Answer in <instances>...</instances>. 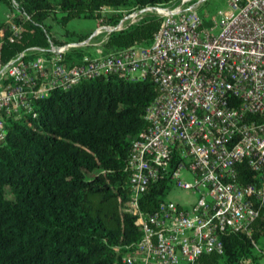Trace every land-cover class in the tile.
<instances>
[{
  "label": "built area",
  "instance_id": "1",
  "mask_svg": "<svg viewBox=\"0 0 264 264\" xmlns=\"http://www.w3.org/2000/svg\"><path fill=\"white\" fill-rule=\"evenodd\" d=\"M226 1L211 25L199 0L138 10L162 14L147 45L94 55L83 49L96 44L91 36L63 44L48 39L47 46L0 60V142L5 119L35 115L33 100L52 89L110 75L156 85L158 96L144 115L148 127L133 140L127 161L124 210L141 237L122 255L123 264H194L202 254H221L220 236L248 230L264 208V0ZM11 4L5 13L10 41L23 32L15 17H27L15 0ZM127 26H101L95 34L105 30L104 43L111 31ZM77 48L81 62L71 65L67 54ZM242 162L255 181L241 182ZM184 171L189 180L181 177ZM164 175L191 202L168 197L154 212L144 211L142 195Z\"/></svg>",
  "mask_w": 264,
  "mask_h": 264
},
{
  "label": "trees",
  "instance_id": "2",
  "mask_svg": "<svg viewBox=\"0 0 264 264\" xmlns=\"http://www.w3.org/2000/svg\"><path fill=\"white\" fill-rule=\"evenodd\" d=\"M15 1L27 17H15L23 32L12 41L8 20L0 19L2 61L30 46H47L48 39L63 44L87 38L88 33L68 27L71 20L117 25L136 10L179 2ZM0 3L5 12L12 11L11 0ZM106 8L110 12L104 13ZM151 13L111 31L106 50L149 44L161 19ZM55 25L61 29L58 38ZM81 55L80 48L72 49L67 62L80 63ZM157 96L149 78L110 75L52 89L33 100L35 115L5 119L0 142V264H123L122 255L141 237L134 216L124 210L130 194L127 161L133 140L148 127L144 115ZM237 169L241 182L255 181L245 162ZM173 187L169 175L150 182L141 208L154 212ZM220 239L221 254H202L194 264H259L264 257V208L248 230Z\"/></svg>",
  "mask_w": 264,
  "mask_h": 264
},
{
  "label": "rangeland",
  "instance_id": "3",
  "mask_svg": "<svg viewBox=\"0 0 264 264\" xmlns=\"http://www.w3.org/2000/svg\"><path fill=\"white\" fill-rule=\"evenodd\" d=\"M199 6L200 9L203 12L204 15V19L207 25H211L212 24V18L215 17V19L219 18V14L218 12L220 10H223L225 7H227V1L226 0H199ZM108 13L110 12L109 9H105L104 13ZM149 12V11H148ZM148 12H144L141 13L140 11L136 10L130 14L125 15L120 21L119 23H121V25L124 26V24H131L134 23L136 21H138L142 16L146 15V13L148 14ZM5 8L3 7V5L0 3V19H3L5 17ZM150 13V12H149ZM154 13H151L149 15H153ZM155 14L159 17L162 16L161 13H159L158 11L155 12ZM128 15H132L129 18H127ZM101 26H108V25H97L95 23V21L93 20H89V19H74L71 20L70 23L68 24V27L71 30H75L79 33H88L87 37H92L91 42L92 43H96V44H92V45H86L83 49H85L86 51H88L89 53H92L94 55H98V54H102V53H108V52H112V51H107L104 43H101V40L105 38L106 36V31L103 30L102 33L99 34H95V31ZM60 27H58L57 25L54 26V34L56 35V37L58 38V36L60 35ZM181 177H183L186 180L190 179V176L187 172H182ZM191 195H189L188 192L177 189V188H173L171 190V192L169 193L168 197L172 198L174 200L180 201V202H186L189 200Z\"/></svg>",
  "mask_w": 264,
  "mask_h": 264
},
{
  "label": "crops",
  "instance_id": "4",
  "mask_svg": "<svg viewBox=\"0 0 264 264\" xmlns=\"http://www.w3.org/2000/svg\"><path fill=\"white\" fill-rule=\"evenodd\" d=\"M4 18H5V17H4ZM191 200H192V198H191V196H190V198H189L188 201H186V202H180V201H178V202H180V203H184V204H189V203L191 202ZM176 201H177V200H176ZM259 264H264V257H262V259L260 260Z\"/></svg>",
  "mask_w": 264,
  "mask_h": 264
}]
</instances>
